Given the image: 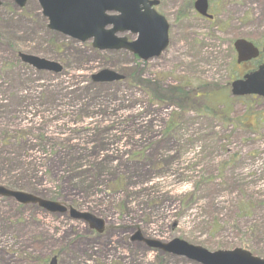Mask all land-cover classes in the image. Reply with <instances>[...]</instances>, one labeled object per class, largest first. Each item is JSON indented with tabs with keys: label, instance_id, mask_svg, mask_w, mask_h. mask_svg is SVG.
Here are the masks:
<instances>
[{
	"label": "rangeland",
	"instance_id": "374dc122",
	"mask_svg": "<svg viewBox=\"0 0 264 264\" xmlns=\"http://www.w3.org/2000/svg\"><path fill=\"white\" fill-rule=\"evenodd\" d=\"M159 1L170 41L144 61L49 29L38 0H1L0 185L106 226L0 197V264H200L147 243L177 238L264 260V98L231 92L255 63L235 40L264 45V0H209L213 20ZM103 69L125 79L93 82Z\"/></svg>",
	"mask_w": 264,
	"mask_h": 264
},
{
	"label": "water",
	"instance_id": "95a60500",
	"mask_svg": "<svg viewBox=\"0 0 264 264\" xmlns=\"http://www.w3.org/2000/svg\"><path fill=\"white\" fill-rule=\"evenodd\" d=\"M23 7L27 0H14ZM43 15L48 18L51 30L85 42L92 39V45L99 50L127 49L137 54L143 60L159 56L169 44V25L165 18L153 8L158 0H38ZM1 3V1H0ZM196 10L203 16L212 18L207 13L208 0H196ZM114 12L116 14H108ZM131 32L138 38L129 42L126 37H118L117 33ZM237 52V62L242 63L260 55L259 49L246 39L234 42ZM264 53V47L262 49ZM22 61L39 70L59 73L63 66L55 61L34 55L20 54ZM124 76L110 69H104L94 74V82H113ZM232 93L236 96L254 95L264 97V64L232 83ZM0 196L14 198L22 204H37L51 213H70L71 218L85 221L92 229L103 232L105 220L89 212L68 208L58 201L44 199L32 193L12 190L0 185ZM133 239H143L140 233ZM150 247L160 248L177 255H184L201 264H264V260L254 257L246 250L208 251L194 246L181 239H174L163 244L158 241H147ZM57 264V257L50 260Z\"/></svg>",
	"mask_w": 264,
	"mask_h": 264
},
{
	"label": "trees",
	"instance_id": "16d2710c",
	"mask_svg": "<svg viewBox=\"0 0 264 264\" xmlns=\"http://www.w3.org/2000/svg\"><path fill=\"white\" fill-rule=\"evenodd\" d=\"M178 91H180V90H178ZM184 96H185V94L184 93H182ZM178 97V96H177Z\"/></svg>",
	"mask_w": 264,
	"mask_h": 264
},
{
	"label": "flooded vegetation",
	"instance_id": "af4514ba",
	"mask_svg": "<svg viewBox=\"0 0 264 264\" xmlns=\"http://www.w3.org/2000/svg\"><path fill=\"white\" fill-rule=\"evenodd\" d=\"M262 63H264V58H263V62ZM251 71V70H250Z\"/></svg>",
	"mask_w": 264,
	"mask_h": 264
}]
</instances>
